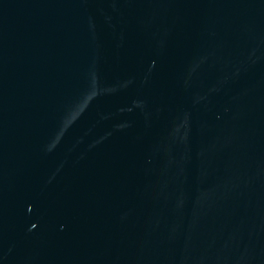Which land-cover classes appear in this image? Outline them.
Segmentation results:
<instances>
[{
    "label": "water",
    "instance_id": "water-1",
    "mask_svg": "<svg viewBox=\"0 0 264 264\" xmlns=\"http://www.w3.org/2000/svg\"><path fill=\"white\" fill-rule=\"evenodd\" d=\"M0 264H264V0H0Z\"/></svg>",
    "mask_w": 264,
    "mask_h": 264
}]
</instances>
